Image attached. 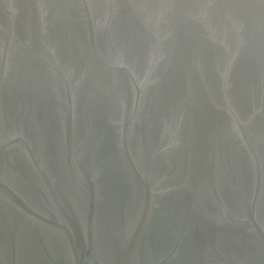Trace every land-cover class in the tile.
<instances>
[{"label": "water", "instance_id": "95a60500", "mask_svg": "<svg viewBox=\"0 0 264 264\" xmlns=\"http://www.w3.org/2000/svg\"><path fill=\"white\" fill-rule=\"evenodd\" d=\"M0 264H264V0H0Z\"/></svg>", "mask_w": 264, "mask_h": 264}]
</instances>
